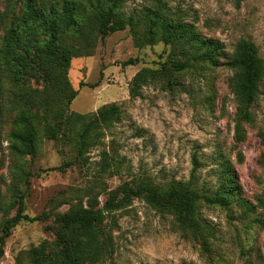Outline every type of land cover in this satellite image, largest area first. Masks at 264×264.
<instances>
[{"label": "rangeland", "instance_id": "374dc122", "mask_svg": "<svg viewBox=\"0 0 264 264\" xmlns=\"http://www.w3.org/2000/svg\"><path fill=\"white\" fill-rule=\"evenodd\" d=\"M7 1L0 0V9ZM159 4L219 44L222 61L242 40L252 41L264 60V0H242L240 7L232 0H126L123 12L129 16ZM170 52L164 42L138 46L126 29L100 40L92 55L73 59L69 79L78 96L70 112L96 114L116 104L120 118L102 130L100 145L90 149L87 160L77 163L72 145L44 138L35 157L17 158L7 128L0 146L1 200L12 206L22 192L25 214L36 217L67 212L78 198L87 204L86 191L93 188L103 208L110 194L126 183L147 180L165 186L189 181L196 157L200 187L216 185L227 160L242 195L257 204L264 193V80L252 109L255 121L246 126L247 140L237 144V100L230 87L235 72L226 67L197 66L170 82L145 85L138 97L131 94L134 76L145 68L162 69ZM131 59L136 64L125 66ZM71 162L65 172L58 170ZM17 210L14 205L7 217ZM200 211L210 233L185 230L174 214L162 213L140 198L127 209L105 212L111 242L97 264H264V227L254 223V215L236 205L228 211L203 204ZM4 218L0 213V231ZM56 229L53 219L19 223L6 241L0 264H18L30 249L55 242Z\"/></svg>", "mask_w": 264, "mask_h": 264}, {"label": "trees", "instance_id": "16d2710c", "mask_svg": "<svg viewBox=\"0 0 264 264\" xmlns=\"http://www.w3.org/2000/svg\"><path fill=\"white\" fill-rule=\"evenodd\" d=\"M232 1L237 7L242 2ZM125 2L23 0L19 4L8 0L0 9V146L4 131L10 128V150L17 158L35 157L44 138L72 145L74 162L86 161L90 149L100 145L102 130L117 121L121 112L116 104L104 106L96 114L70 112L78 96L69 79L71 63L75 58L92 55L100 40L105 42L109 35L126 29H130L138 46L157 42L171 46L162 69L145 68L134 76L133 96H140L141 89L151 82H170L176 79L175 75L197 66L226 67L235 72L230 81L237 100L234 138L237 144L246 142V126L255 121L252 109L264 80V60L255 44L240 41L234 54L222 61L219 44L202 37L194 24L176 18L162 4L127 16L123 12ZM135 64L132 59L124 63ZM239 158H243L242 154ZM193 164L187 182L174 180L165 186L147 180L126 183L110 194L103 208H99L98 197H93L94 189L89 188L87 204L75 196L77 200L67 212L30 217L25 214L22 192L13 198L11 206L1 200L0 191V213L5 214L0 231V260L5 255L7 239L19 223L53 219L57 227L55 242L44 241L30 249L18 264H97L111 242L105 212L111 215L127 209L135 198L145 200L162 213L174 214L183 229L195 233H210L201 216L203 204L228 211L236 205L246 215H254V223L264 227V193L257 198V204L246 199L229 161L222 162L219 182L214 186H199L196 157ZM68 165L72 162L58 170L65 172ZM14 205H18V210L8 218ZM208 246L205 243L204 249L208 250Z\"/></svg>", "mask_w": 264, "mask_h": 264}]
</instances>
